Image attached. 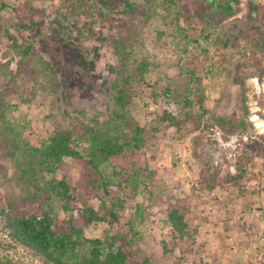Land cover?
Returning a JSON list of instances; mask_svg holds the SVG:
<instances>
[{
	"label": "rangeland",
	"instance_id": "374dc122",
	"mask_svg": "<svg viewBox=\"0 0 264 264\" xmlns=\"http://www.w3.org/2000/svg\"><path fill=\"white\" fill-rule=\"evenodd\" d=\"M2 1L8 9L0 10V88L12 89L7 101L23 137L33 144L45 140L62 109L81 107L106 117L118 66L114 44L137 33L141 45L134 54L145 57L148 68L131 113L147 129V141L129 158L142 184L126 200L124 215L141 205L140 248L160 264H264V148L255 147L264 146V45L254 36L257 28L264 33V19H252L264 0H187L192 22L176 15L175 2L179 7L183 0ZM15 15L28 23L24 33L38 55L57 68L61 86L54 96L39 91L30 101L20 98L27 80L17 73ZM193 24L207 29L219 50L202 43L204 53L191 42L193 33L184 39ZM190 71L201 78L205 105L216 115L237 124L246 107L244 128L227 132L212 121L185 118ZM65 165L71 185L83 192L84 163L66 158ZM0 167L10 171L1 142ZM1 173L0 210L10 189ZM170 206L184 214L193 240L165 255ZM105 229L98 222L85 234L99 237ZM0 264L51 263L14 241L0 215Z\"/></svg>",
	"mask_w": 264,
	"mask_h": 264
},
{
	"label": "trees",
	"instance_id": "16d2710c",
	"mask_svg": "<svg viewBox=\"0 0 264 264\" xmlns=\"http://www.w3.org/2000/svg\"><path fill=\"white\" fill-rule=\"evenodd\" d=\"M177 7L176 15L192 22L194 13L187 0ZM8 5L0 0V10ZM252 19H264V7L256 9ZM18 19V16L15 15ZM28 23L18 19L15 31L19 32L20 59L17 73L27 80L20 98L30 101L39 92L56 95L61 83L51 58L38 55L31 37L24 30ZM197 35L192 39L204 53L202 43L219 50L211 33L202 27H193L185 33ZM264 33L254 34L261 44ZM138 34L119 37L114 44L117 69L110 82V105L106 117L98 111L84 108L62 109L61 121L47 138L38 144L25 139L15 120L11 118L7 101L11 88H0V142L2 157L10 171L0 167L3 180L9 186L5 206L0 210L3 228L9 236L51 264H160L153 254H146L139 246L141 205L125 216V202L133 197L142 184L137 165L129 158L140 153L147 141V129L131 113L138 89L145 84L148 61L137 59L134 48L139 45ZM141 45V44H140ZM227 46V40L222 43ZM264 74L261 71L260 76ZM190 87L182 103L185 118L201 122L212 121L221 129L232 132L244 128L247 109L243 105V118L237 124L216 115L205 105V86L194 71L188 74ZM170 121L174 118L167 116ZM249 126L253 124L249 122ZM256 148H264L256 143ZM85 165L82 176L84 191L72 186L67 177L65 159ZM124 163H127L124 165ZM230 180L239 178L230 176ZM96 201L97 205L92 201ZM170 226L169 240L162 242L166 255L177 243L191 244L193 235L182 212L175 206L166 210ZM103 222L106 229L99 237L89 238L85 230L94 223Z\"/></svg>",
	"mask_w": 264,
	"mask_h": 264
},
{
	"label": "flooded vegetation",
	"instance_id": "af4514ba",
	"mask_svg": "<svg viewBox=\"0 0 264 264\" xmlns=\"http://www.w3.org/2000/svg\"><path fill=\"white\" fill-rule=\"evenodd\" d=\"M149 0H143V4L144 3H146V2H148ZM171 2H173V1H175V0H170ZM209 2H212V3H214V4H216L217 2H222L223 0H208ZM152 2H153V0H152ZM126 8H128V5H127V7Z\"/></svg>",
	"mask_w": 264,
	"mask_h": 264
}]
</instances>
